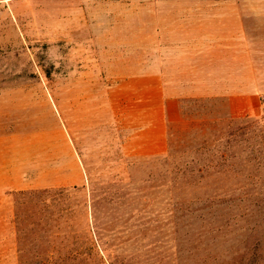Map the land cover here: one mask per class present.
I'll return each instance as SVG.
<instances>
[{"label": "rangeland", "instance_id": "obj_1", "mask_svg": "<svg viewBox=\"0 0 264 264\" xmlns=\"http://www.w3.org/2000/svg\"><path fill=\"white\" fill-rule=\"evenodd\" d=\"M96 6L0 0V264H264V37L259 83L185 99L134 158Z\"/></svg>", "mask_w": 264, "mask_h": 264}, {"label": "crops", "instance_id": "obj_2", "mask_svg": "<svg viewBox=\"0 0 264 264\" xmlns=\"http://www.w3.org/2000/svg\"><path fill=\"white\" fill-rule=\"evenodd\" d=\"M93 1V70L130 118L123 147L134 158L165 153L185 99L259 83L264 0Z\"/></svg>", "mask_w": 264, "mask_h": 264}]
</instances>
